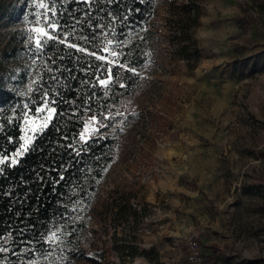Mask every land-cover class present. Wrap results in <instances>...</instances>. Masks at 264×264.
Listing matches in <instances>:
<instances>
[{
  "label": "rangeland",
  "instance_id": "1",
  "mask_svg": "<svg viewBox=\"0 0 264 264\" xmlns=\"http://www.w3.org/2000/svg\"><path fill=\"white\" fill-rule=\"evenodd\" d=\"M20 1L24 11L16 24L0 30L21 29L22 49L3 64L0 75L8 89L27 99L46 59L34 46L44 27L45 10L39 5L53 6L51 0ZM153 1L145 28L152 33L147 62L134 74L140 77L138 93L125 103L123 117L117 112L101 124L90 116L81 133L83 140L102 132L114 141V159L95 195L97 212L88 221L95 233L85 236L83 245H107L115 229L119 236L128 233L116 217L108 225L103 221L106 205L129 194L135 197L132 203L146 208L138 224L141 247L158 255L156 263L139 258L133 264H176L185 258L193 235L202 264L263 260L264 0L205 1L194 30L202 51L194 71L170 54L169 23L175 6L187 0ZM59 35L66 37L62 31ZM100 40L106 41L98 56L108 65L120 63V56L111 54L118 53L111 35ZM46 112L26 110L21 145L12 155L0 156V165L16 164L27 152L51 121L53 114ZM208 248L226 257L204 262Z\"/></svg>",
  "mask_w": 264,
  "mask_h": 264
},
{
  "label": "trees",
  "instance_id": "2",
  "mask_svg": "<svg viewBox=\"0 0 264 264\" xmlns=\"http://www.w3.org/2000/svg\"><path fill=\"white\" fill-rule=\"evenodd\" d=\"M205 1L187 0L177 6L172 3L175 8L169 23L170 54L190 71L202 59L194 30L200 26ZM51 4L57 11L65 42L49 41L45 46V66L32 95L27 99L17 95L6 87L0 75V156L8 157L18 150L24 114L26 110L37 111L45 92L56 101L51 106L57 113L16 164L0 165V264H133L139 258L156 263L158 255L142 248L138 238V224L146 208L132 203L135 197L129 194L106 205L103 221L108 225L109 218L112 221L116 217L120 225L129 228L128 233L119 236L115 229L109 244L100 246L92 241L88 248L84 247L85 236L95 233L89 229L88 221L97 212L95 195L114 159V141L102 132L88 140L81 138L87 118L102 119L109 114L111 119L104 120L109 122L117 112L123 117L125 103L140 89V77L122 68L115 69L116 80L111 81L110 89L98 83V77L104 78L102 67L108 66L97 58L106 41L100 38L111 35L121 54L120 63L140 69L147 62L152 33L145 28L155 3L51 0ZM23 6L20 0H1L0 28H13ZM4 30H0V74L3 64L12 61L23 44L18 37L21 29ZM85 36L94 39L87 43L82 39ZM70 45H80L82 50ZM89 64L91 67L84 71ZM120 83L129 87L120 88ZM87 105H91V111L85 110ZM259 196L264 200V187ZM221 257L226 255L216 248L203 251L204 262ZM250 264H264V259Z\"/></svg>",
  "mask_w": 264,
  "mask_h": 264
},
{
  "label": "snow or ice",
  "instance_id": "3",
  "mask_svg": "<svg viewBox=\"0 0 264 264\" xmlns=\"http://www.w3.org/2000/svg\"><path fill=\"white\" fill-rule=\"evenodd\" d=\"M39 7L43 8L45 11L41 13L42 16H44V27L43 29H41L42 32V36L40 38H36L34 41V46L37 50V54H41L45 48V46L47 45V43L49 41H59L60 43H64L65 41L63 39H61L59 33L61 31V25L58 21V19H56L57 17V11L50 7L48 4L45 3H41L39 5ZM47 13H51V15H48ZM37 23H39V20L37 21ZM30 39H32L30 37ZM83 40H85V42L87 43H91L92 40L94 39L93 37H82ZM111 43V41L109 42ZM73 48H76L78 50H82L80 45H70ZM111 54L113 56H117L119 57L121 54L116 53L115 51H112ZM93 55H95L93 53ZM98 59H102L100 57H97ZM125 59H126V54H125ZM91 67V64H89L84 71H87L88 68ZM117 68H123L125 72H128L130 74H135L136 73V69L134 66H131L127 63H116L113 62L110 65H108L107 67H102V71L104 73V78H97L98 79V83L103 86L105 89H110L112 87L111 81L116 80V71L115 69ZM53 79H55V77H53ZM120 88H124L127 89L129 87V85L127 83H120L119 84ZM56 103L55 100H52L49 97V94L47 92H45L43 94V102L38 106L39 110L44 111L45 109H47V112L45 113L47 115V113H52V116H48V119H54V116L57 114L56 113V109L51 107V104ZM86 111H91V105H87L85 108ZM93 120L96 119L95 116L92 117ZM111 119L108 116H103L102 119L100 120V123L102 124L104 120H108ZM105 127H107V125H104ZM45 127H47V125H45ZM97 131H99V129H97ZM100 135H102V133H100ZM82 138V137H81ZM96 137H94L93 139H95ZM90 141L86 142L89 143ZM79 154V153H78ZM13 163H15V161H12ZM61 179H67L66 177H61ZM64 215L61 214V219H64ZM55 236V233H54Z\"/></svg>",
  "mask_w": 264,
  "mask_h": 264
},
{
  "label": "built area",
  "instance_id": "4",
  "mask_svg": "<svg viewBox=\"0 0 264 264\" xmlns=\"http://www.w3.org/2000/svg\"><path fill=\"white\" fill-rule=\"evenodd\" d=\"M176 264H202L201 247L196 235L188 239L186 256L177 259Z\"/></svg>",
  "mask_w": 264,
  "mask_h": 264
}]
</instances>
